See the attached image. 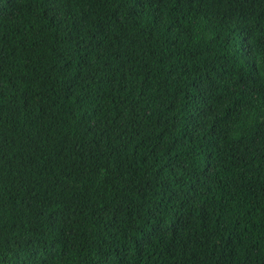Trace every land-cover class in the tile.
<instances>
[{
	"label": "trees",
	"instance_id": "1",
	"mask_svg": "<svg viewBox=\"0 0 264 264\" xmlns=\"http://www.w3.org/2000/svg\"><path fill=\"white\" fill-rule=\"evenodd\" d=\"M0 264H264V0H0Z\"/></svg>",
	"mask_w": 264,
	"mask_h": 264
}]
</instances>
